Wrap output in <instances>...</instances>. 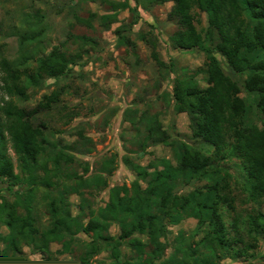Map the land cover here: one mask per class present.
I'll return each instance as SVG.
<instances>
[{
	"label": "rangeland",
	"instance_id": "obj_1",
	"mask_svg": "<svg viewBox=\"0 0 264 264\" xmlns=\"http://www.w3.org/2000/svg\"><path fill=\"white\" fill-rule=\"evenodd\" d=\"M173 7L172 2L159 5L148 0H0V61L2 58L20 60L23 56L20 37L32 32L41 34L24 55L39 57L56 46L82 55L77 64L71 66L68 77L45 80L40 87L29 91L27 102L14 98L21 106L33 109L46 95L59 89L64 91L62 101L52 112L43 115L42 120L48 124L49 138L56 147L52 151L73 155L75 163L63 165L64 176L54 188L35 191L36 216L41 231L49 227L50 220L46 195L57 203L64 197L71 214H82L88 223L107 207L115 187H127L130 194L137 186L146 189V184L128 162L152 167L151 171L156 167L161 169L162 159L176 166L177 146L181 143L204 154L214 152L213 146L194 139L189 116L176 110L172 93L176 79L194 75L201 87H206L207 56L198 49L188 51L173 46L171 38L180 29L169 18ZM192 14L198 31L204 33L208 27L207 14L198 7L192 8ZM109 15H114L111 24L103 21V17ZM122 36L129 41L122 40ZM217 56L224 74L237 84L238 96L247 105L246 122L263 128L264 115L257 106L258 95L247 91L244 85L248 73L236 74L225 59ZM1 98L10 100L2 90ZM128 110L134 116L143 117L144 122L157 116L174 147L160 144L142 149L137 130L126 118ZM144 128L145 124L140 126L142 132ZM8 147L15 173L19 174L18 157L11 143ZM229 152L227 149L226 154ZM219 165L222 176L227 178L233 207L224 208L226 225L232 236L243 239L245 245L239 247L247 248L250 255L249 263L229 258L222 263L264 264V233L258 235L249 225L252 217L264 214V200L251 199L239 160L227 157ZM110 167L111 174L104 172ZM94 179L96 184L78 190L77 184ZM208 183V179L192 180L179 185L177 192L187 194ZM6 186L0 182V187ZM2 195L11 203L16 199L6 192ZM165 225L167 233L160 240L164 251L155 260L149 254L139 255L128 241L120 248V263L104 244H100L97 254L88 256L87 245L92 238L80 232L62 242L52 243L48 253L22 244L16 264H163L170 258L174 260L167 264H201L207 251L199 245L205 234L198 230V220L184 218L180 224L172 225L167 219ZM1 231L7 234L6 228ZM109 234L119 237L121 230L117 222H109ZM133 238L149 244L147 236L135 233ZM67 241H70V250L64 248ZM0 247L5 245L2 243ZM153 248L150 245L146 250Z\"/></svg>",
	"mask_w": 264,
	"mask_h": 264
},
{
	"label": "trees",
	"instance_id": "obj_2",
	"mask_svg": "<svg viewBox=\"0 0 264 264\" xmlns=\"http://www.w3.org/2000/svg\"><path fill=\"white\" fill-rule=\"evenodd\" d=\"M148 2L159 5L174 3L169 18L180 29L171 38L173 46L188 51L198 49L207 56L206 87H201L196 76H186L176 79L172 93L177 112L186 113L190 118L194 139L213 146L214 152L204 154L181 143L177 146L176 166L162 159L161 169L156 167L151 171L152 167L128 162L146 184V189L137 186L130 194L127 187H115L100 218L92 217L88 223L82 214H71L64 197L57 203L46 195L45 205L50 220L49 227L41 231L36 216L35 191L54 188L64 176L63 165L75 163L73 155L52 151L56 147L49 138L48 124L42 120L43 115L52 112L62 101L64 91L59 89L46 95L33 109L21 106L14 98L27 102L29 91L40 87L45 80L68 77L71 66L76 65L82 55L57 46L39 57L24 55L27 47L36 42L41 33L21 36L22 58L15 61L2 58L0 61V90L10 97L9 101L0 99V182L7 185L0 187V244L5 245L0 247V264H16L20 260L22 244L48 253L52 243L62 242L80 232L92 238L87 245L88 256L97 254L101 250L100 244H104L120 263V248L128 241L139 255L149 254L155 260L164 251L160 240L167 233L165 221L169 219L170 224L178 225L184 218L191 217L198 220V230L205 234L199 243L207 251L201 264H225L222 260L226 258L234 261L243 259V263H249V250L239 247L245 245L243 239L231 235L224 219V208L233 207L229 184L222 176L219 162L227 157L239 160L251 199L256 202L264 200V127L246 122L247 105L238 96L237 84L224 74L217 55L225 59L236 74L248 73L245 88L257 93V106L264 115V0ZM193 7H198L208 16V27L204 33L197 29ZM113 19L114 15L103 17L108 24ZM121 39L129 41L123 36ZM125 115L137 130L142 149L160 144L174 147L157 116L144 122L143 117L134 116L131 110ZM143 124L144 132L140 129ZM9 143L18 157L19 174L15 173V165L9 155ZM227 149L230 150L229 155L226 154ZM104 172L111 174L113 169L110 167ZM205 179L210 183L187 194L177 192L181 184ZM94 182L95 179L82 181L77 184L78 190L88 189L96 184ZM3 192L15 196V201L11 203L5 199ZM109 222H117L121 230L119 237L109 234ZM249 225L258 235L264 233V214L252 217ZM2 228L7 229V234L1 231ZM135 233L147 236L149 244L133 238ZM150 245L154 248L147 251ZM64 248L70 250V241L64 243ZM173 260L170 258L163 264Z\"/></svg>",
	"mask_w": 264,
	"mask_h": 264
}]
</instances>
